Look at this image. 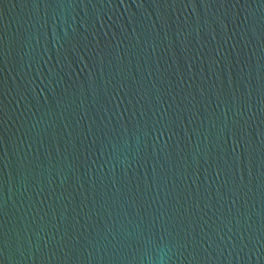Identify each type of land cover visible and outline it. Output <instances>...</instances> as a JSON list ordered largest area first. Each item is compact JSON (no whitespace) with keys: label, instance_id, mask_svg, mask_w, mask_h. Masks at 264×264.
Here are the masks:
<instances>
[{"label":"water","instance_id":"water-1","mask_svg":"<svg viewBox=\"0 0 264 264\" xmlns=\"http://www.w3.org/2000/svg\"><path fill=\"white\" fill-rule=\"evenodd\" d=\"M0 264H264V0H0Z\"/></svg>","mask_w":264,"mask_h":264}]
</instances>
